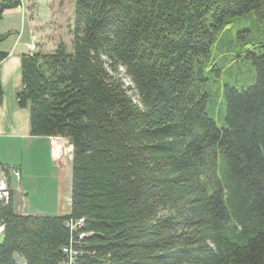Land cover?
Wrapping results in <instances>:
<instances>
[{"label":"trees","instance_id":"trees-1","mask_svg":"<svg viewBox=\"0 0 264 264\" xmlns=\"http://www.w3.org/2000/svg\"><path fill=\"white\" fill-rule=\"evenodd\" d=\"M248 12L264 0H75L70 43L23 54L17 94L32 135L73 145L70 211L0 203V264H58L68 219L78 264H264V34L240 54L253 84L221 89L224 126L204 88Z\"/></svg>","mask_w":264,"mask_h":264},{"label":"crops","instance_id":"crops-1","mask_svg":"<svg viewBox=\"0 0 264 264\" xmlns=\"http://www.w3.org/2000/svg\"><path fill=\"white\" fill-rule=\"evenodd\" d=\"M34 26L35 20L24 5L4 10L0 20L1 34L16 32L0 43V51L7 53L0 62V164L17 167L20 172L19 177L9 178L16 214L65 215L70 211L71 164L68 169L53 160L49 137L31 134L29 110L19 107L17 101L22 87L21 57L27 54V43L34 42L35 52L49 53L56 47L48 50L40 45ZM50 208L56 210L48 211Z\"/></svg>","mask_w":264,"mask_h":264},{"label":"rangeland","instance_id":"rangeland-1","mask_svg":"<svg viewBox=\"0 0 264 264\" xmlns=\"http://www.w3.org/2000/svg\"><path fill=\"white\" fill-rule=\"evenodd\" d=\"M22 1L24 7L29 8L31 17L35 20L34 30L37 31V39L40 45L51 50L60 41L66 44L70 43L75 0ZM227 29L228 31L221 43L214 45L212 48L210 63L211 65L212 63L217 64L219 73L216 71H206L208 79L204 84V88L209 94L207 109L214 117L217 126L225 125V105L221 93L224 84L241 88L253 84L255 80V72L251 60L245 56H240V54L242 55V50L248 49L251 43L262 38L264 34V21L259 22L253 12H248L232 17ZM17 30L19 32L20 29ZM246 30H248L247 33L244 32ZM8 32L16 34L12 30ZM24 36H27L26 30ZM56 141L63 143V150H65V154L58 161L70 169L72 159L70 142H68V138L57 136ZM47 210L56 209L50 208Z\"/></svg>","mask_w":264,"mask_h":264},{"label":"built area","instance_id":"built-area-1","mask_svg":"<svg viewBox=\"0 0 264 264\" xmlns=\"http://www.w3.org/2000/svg\"><path fill=\"white\" fill-rule=\"evenodd\" d=\"M14 1H18V8H23L22 0ZM34 52L35 50H30V42L27 43V54H32ZM49 142L53 160H60L63 154H65V150H63V143H56V135L49 136ZM10 175L19 177L20 172L18 168L0 164V178H7V186H0V203L6 204L11 198V190L9 187ZM76 221L77 220L68 219L65 223V227H67L71 232L70 244L62 248L64 259L60 260L58 264H78V256L81 255V251L77 247L80 246L82 239L86 237L87 234L85 232L77 233L75 230ZM3 229L4 225L0 223V238L3 233ZM22 264L24 263L22 262Z\"/></svg>","mask_w":264,"mask_h":264},{"label":"bare ground","instance_id":"bare-ground-1","mask_svg":"<svg viewBox=\"0 0 264 264\" xmlns=\"http://www.w3.org/2000/svg\"><path fill=\"white\" fill-rule=\"evenodd\" d=\"M30 50H34L33 42L30 43ZM0 186H7V178H0Z\"/></svg>","mask_w":264,"mask_h":264},{"label":"water","instance_id":"water-1","mask_svg":"<svg viewBox=\"0 0 264 264\" xmlns=\"http://www.w3.org/2000/svg\"><path fill=\"white\" fill-rule=\"evenodd\" d=\"M70 149H71V152H72V150H73V145L72 144H70ZM71 158H72V154H71Z\"/></svg>","mask_w":264,"mask_h":264}]
</instances>
